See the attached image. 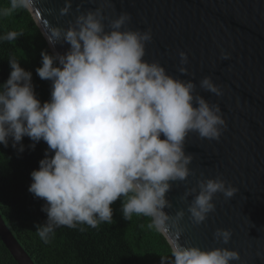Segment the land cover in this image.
Returning a JSON list of instances; mask_svg holds the SVG:
<instances>
[{
    "label": "clouds",
    "instance_id": "9594fccd",
    "mask_svg": "<svg viewBox=\"0 0 264 264\" xmlns=\"http://www.w3.org/2000/svg\"><path fill=\"white\" fill-rule=\"evenodd\" d=\"M34 2L10 0V7L0 8V18L21 9L31 12ZM70 10L71 2L65 0L60 15ZM105 19L97 8L77 16L66 30L49 28L50 43L62 37L70 45L64 55L41 52L42 67L36 72L52 82L50 101L41 104L36 98L31 72L21 68L15 57L9 59L8 80L0 85V144L8 147L11 139L12 147L20 145L21 153L25 136L33 141L32 150L41 140L48 145L28 188L46 202L41 211L47 221L36 225V234L45 244L61 226L97 228L111 223L110 205L121 197L124 219L130 220L133 214L150 217L148 227L162 232H168L171 221L178 239L185 213L178 211L173 218L163 209L172 207L165 198L170 182L185 181L191 174L193 157L185 154L186 137L197 132L201 138L219 141L227 130L220 107L195 94L191 81L175 79L158 62L144 60L145 46L152 41L150 28L126 29L131 16L125 12L111 20L110 31H105ZM21 35L9 31L0 35V41H15ZM178 55V70L186 73L188 54ZM221 59L228 60L230 55L221 51ZM200 87L217 97L224 95L211 77L203 78ZM237 191L217 176L199 180L182 199L194 196L187 211L191 221L200 225L215 211L212 201L217 193L231 199ZM214 237L228 244L232 232L217 229ZM169 243L171 258L161 256L160 264L240 260L238 252L227 248L203 251L183 247L176 239Z\"/></svg>",
    "mask_w": 264,
    "mask_h": 264
},
{
    "label": "water",
    "instance_id": "95a60500",
    "mask_svg": "<svg viewBox=\"0 0 264 264\" xmlns=\"http://www.w3.org/2000/svg\"><path fill=\"white\" fill-rule=\"evenodd\" d=\"M70 2L71 10L64 16L60 9L65 0H35L31 11L54 55L66 54L70 45L62 37L50 43L49 28L66 30L77 16L99 8L106 17L105 31H110V21L126 12L131 16L126 29L152 31L144 60L158 62L175 79L191 81L196 86L195 94L210 105L217 104L226 121L227 130L219 141L201 138L197 132L186 137L185 154L193 157L191 174L185 181L170 182L172 187L165 198L172 207L163 209L173 218L178 211H184V218L179 221L182 231L177 239L169 221L168 232H161L168 241L176 239L186 248H227L238 252L240 260L229 264H264V0ZM181 51L188 54L186 73L178 70ZM221 51L230 59H221ZM205 77L221 86L224 95L217 97L202 89L200 81ZM217 176L238 191L231 199L217 193L212 201L215 211L195 225L187 211L194 196L182 198L186 191L197 187L199 180ZM217 229L232 232L228 244L215 239ZM0 237L18 264H35L1 214Z\"/></svg>",
    "mask_w": 264,
    "mask_h": 264
},
{
    "label": "trees",
    "instance_id": "16d2710c",
    "mask_svg": "<svg viewBox=\"0 0 264 264\" xmlns=\"http://www.w3.org/2000/svg\"><path fill=\"white\" fill-rule=\"evenodd\" d=\"M3 7H10V0H0V8ZM9 31L22 35L15 41H0V85L8 80L12 70L9 59L15 57L21 68L31 72L36 98L41 104L50 101L52 82L41 79L36 69L42 67L41 52L54 53L32 13L21 9L0 18V35ZM12 143L9 139L8 147L0 144V214L35 264H160L161 256L171 258L167 238L148 227L150 217L133 214L130 220L124 219L123 197L110 205L111 223H100L97 228L86 224L75 228L61 226L45 244L36 234V225L47 221V214L41 211L46 202L35 198L28 188L31 173L39 170L48 145L41 140L32 150L29 145L33 141L25 136L21 153L20 145L13 148ZM0 264H18L1 237Z\"/></svg>",
    "mask_w": 264,
    "mask_h": 264
}]
</instances>
